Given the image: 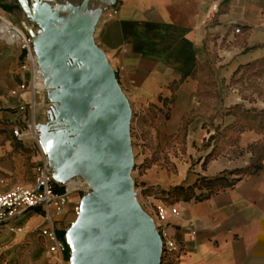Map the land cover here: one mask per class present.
<instances>
[{"label":"crops","instance_id":"0c3cea01","mask_svg":"<svg viewBox=\"0 0 264 264\" xmlns=\"http://www.w3.org/2000/svg\"><path fill=\"white\" fill-rule=\"evenodd\" d=\"M85 1L33 0V8L40 14L48 8L52 23L78 15L92 23L97 55L113 71L128 108L131 148L134 154L141 151L139 165L150 157L142 155L143 149H185L202 157L192 170L190 156L175 172L148 168L142 181L161 191L186 189L199 178L212 181L211 188L194 187L175 202L154 193L147 196L146 207L135 201L142 228L178 246L176 253L164 252L160 264H264V126L234 129L222 119L224 109L209 108L200 92L207 83L205 64L236 68L264 51V0ZM0 11L25 33L35 56L30 62L21 42L0 38V193L32 186L37 166L46 164L54 193L68 195L65 203L31 209L2 227L23 235L52 226L64 241L79 217L76 204L83 214L102 211L107 174L97 155L78 147L73 157L65 153L64 138L72 127L55 125L61 120L60 102L51 97L56 88L37 57L36 43L46 35H38L40 26L19 0H0ZM39 76L44 87L37 86ZM15 129L25 132L22 140ZM218 132L223 134L211 147L217 154L203 166L209 152L199 150L206 137ZM79 182L98 191L83 189ZM130 193L137 190L130 186ZM159 208L166 220L159 218Z\"/></svg>","mask_w":264,"mask_h":264},{"label":"water","instance_id":"95a60500","mask_svg":"<svg viewBox=\"0 0 264 264\" xmlns=\"http://www.w3.org/2000/svg\"><path fill=\"white\" fill-rule=\"evenodd\" d=\"M107 1L114 2V0ZM19 2L31 13L33 19L40 26L38 35H46L36 43L37 57L43 69L52 70L50 84L56 90L51 97L60 102L57 113L61 119L60 122L56 120L55 125L72 127V130L64 138L63 148L66 155L73 157L77 147L81 151L87 150L89 136L103 128L98 118L100 115L106 114L107 116H105L108 117L112 112L118 123L112 178L107 184L108 191L102 211L81 213L66 236V241L72 249L73 264L79 250H83L84 256L91 264H100L99 251L97 253L92 251L93 244L97 241L108 261L107 264H124L126 258L128 261H132L129 248L132 243L137 241L134 230L132 229L130 234L124 235L123 240L115 237L116 232L119 231V224L115 221V217L124 197L125 185L124 176L121 174L118 176L117 173L124 170L126 139L130 144V116L127 106L128 117L121 105L123 99L118 92L114 75L109 76L107 69L97 59V56L80 46L48 19L51 13L48 8H45L44 13L40 14L33 8V0H19ZM36 36L34 33L33 37ZM70 53L85 62L88 65V70L86 66L82 68L79 61L75 60L76 58ZM128 175L127 182L129 184ZM139 229L145 236V243L155 248L154 253L145 257L142 264H160L162 244L158 235L152 237L145 233L141 221ZM109 233L111 234L108 239Z\"/></svg>","mask_w":264,"mask_h":264},{"label":"rangeland","instance_id":"374dc122","mask_svg":"<svg viewBox=\"0 0 264 264\" xmlns=\"http://www.w3.org/2000/svg\"><path fill=\"white\" fill-rule=\"evenodd\" d=\"M86 11L91 14L90 3L87 6ZM62 16H67L63 14ZM252 62L248 64H241L236 68H220L214 69L210 64H205L203 70L205 79L207 80L201 87V95L208 99L209 103L206 102L209 108L214 110L220 108L223 111L222 119L227 124H230L234 129H241L249 126L262 125L264 126V51L258 52L254 55ZM35 75V74H34ZM219 78V82L215 81L212 83L211 80ZM211 123V122H210ZM223 132L210 135L205 138L202 148L199 151L208 153L203 166L209 162L214 155L217 154L216 147L212 148L213 144H216L220 140ZM136 139V138H135ZM131 146V142H130ZM132 151V169L129 172V184L131 190L137 193L133 195L131 193V200L138 201L142 207H146L149 201L148 195H156L164 200L175 202L179 199L188 196L194 187H204L203 189H209L212 186L211 180L205 178H199V182H196L194 186L188 188H175L169 191H161L159 188L148 186V183L142 181L144 174L148 168L155 167L158 169H167L170 171H177L180 166V162L184 164L186 157L190 156L191 162L190 169H194L199 163L202 157L190 155L185 149H162V150H142V155L150 154L144 163L140 164V153L131 148ZM135 155V157H134ZM135 161V165H134ZM156 163V166H153ZM135 179V180H134ZM86 181V180H83ZM93 184H97L94 180H87ZM82 184V182H79ZM90 188L92 191L97 192L98 188L91 186L88 183H84L82 188ZM205 193V191H204ZM203 195V192L201 193ZM132 201V202H133ZM148 209V208H146ZM159 216V215H158ZM144 230V229H143ZM149 236L155 237L158 235L161 244L163 245V237L159 234L150 232V229L144 230ZM45 236L42 231H32L30 233L23 234L16 230H12L9 227H0V264H73L72 249L68 245L66 239L64 242L67 245L68 256L63 262H56L48 258L47 250L48 245L45 244ZM47 239V238H46ZM161 245V259L165 252ZM67 253V252H66Z\"/></svg>","mask_w":264,"mask_h":264},{"label":"bare ground","instance_id":"6f19581e","mask_svg":"<svg viewBox=\"0 0 264 264\" xmlns=\"http://www.w3.org/2000/svg\"><path fill=\"white\" fill-rule=\"evenodd\" d=\"M86 18H84L81 15H78L77 18L75 19L68 20L66 18L67 20L65 21H57V22H54L53 24L58 29L65 32L69 37H71L75 42H77L80 46H82L88 52L97 56V59L105 66L109 76H111L113 74V71L111 70L110 66L107 64L105 58L103 56L97 55V49L94 45L92 34H91L92 33V23L88 21ZM70 54L76 58L75 60L79 61L82 68L86 66V69L88 70L87 68L88 65L85 62H83L79 57L75 56V54L73 53H70ZM49 74L52 75V70L50 69H49ZM44 84L45 82L43 81L42 77L39 76L37 86L40 87V86H43ZM121 105L125 111L126 116L128 117V113L126 110V103L121 100ZM105 115L106 114H102L98 117L100 124L103 125V128L89 136V147L87 149V152L97 155V157H100L102 159L101 165H99V167L101 168V170H104L106 172L108 182H110L112 178V165L114 162V154H115V149L117 145L116 133L118 132V123H117L115 114H113L112 112L110 113V115H108V117H106L107 115L106 116ZM124 163H125L124 170L121 173L120 172L117 173L118 176L120 174L121 176H124L125 185H124V197L121 202L119 211L117 212L116 217H115V221H117L119 224V231L116 232L115 237L117 239L123 240V236L126 234L127 235L130 234L131 230L133 229L137 235V241L132 243L129 248V253L132 255L133 260L128 261V259L126 258L124 264H142L145 257L152 255L154 253L155 248L154 246L148 245L145 243V240H144L145 236L139 229V224L141 220H139L136 214V211H135L136 209L131 200V195H130V190H129L130 186L127 182V175L131 170L133 160H132L131 147L127 139H126V146H125V153H124ZM77 183L78 182H75L74 188H77ZM83 183L84 182H82V184ZM113 230H114V225L112 226L111 231L113 232ZM110 234L111 233H109L107 236L108 239L110 238L109 237ZM92 249L94 253H97L99 251V254L101 255V257H99L100 264L108 263L104 253L102 252V249L100 248L98 241L93 244ZM74 264H91V262L84 256L83 250L81 251L79 250L76 253V259L74 260Z\"/></svg>","mask_w":264,"mask_h":264},{"label":"built area","instance_id":"2783aa9c","mask_svg":"<svg viewBox=\"0 0 264 264\" xmlns=\"http://www.w3.org/2000/svg\"><path fill=\"white\" fill-rule=\"evenodd\" d=\"M0 38L6 42H21L23 47L28 50V60L35 61V56L30 52L29 39L25 33L14 26L0 11ZM32 124L27 125L31 129ZM14 135L22 140L25 132L20 129L14 130ZM56 200L65 203L68 195L57 196L54 193L52 185V171L46 164H39L36 168L34 183L30 187H19L10 191L0 193V227L18 218L34 208L48 209ZM173 213L176 209H172ZM74 212L79 216L81 207L76 204ZM158 215L161 220H166L167 214L164 208L158 209ZM74 223H72L73 225ZM43 235L50 241L47 250L48 258L56 262H63L67 245L63 240L56 236L54 228L48 227L42 230ZM163 250L168 253H176L178 246L167 237H163Z\"/></svg>","mask_w":264,"mask_h":264}]
</instances>
